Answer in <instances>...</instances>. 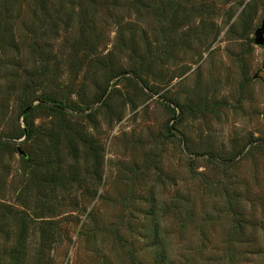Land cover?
<instances>
[{"label": "rangeland", "instance_id": "1", "mask_svg": "<svg viewBox=\"0 0 264 264\" xmlns=\"http://www.w3.org/2000/svg\"><path fill=\"white\" fill-rule=\"evenodd\" d=\"M263 18L0 0V264H264Z\"/></svg>", "mask_w": 264, "mask_h": 264}, {"label": "water", "instance_id": "2", "mask_svg": "<svg viewBox=\"0 0 264 264\" xmlns=\"http://www.w3.org/2000/svg\"><path fill=\"white\" fill-rule=\"evenodd\" d=\"M255 42L258 45H264V18L262 20L261 25L255 31ZM19 152L22 155H26L21 148H19Z\"/></svg>", "mask_w": 264, "mask_h": 264}]
</instances>
